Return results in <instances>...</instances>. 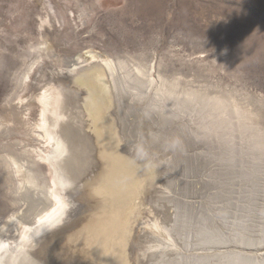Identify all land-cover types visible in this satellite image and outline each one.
Returning a JSON list of instances; mask_svg holds the SVG:
<instances>
[{"label":"rangeland","instance_id":"obj_1","mask_svg":"<svg viewBox=\"0 0 264 264\" xmlns=\"http://www.w3.org/2000/svg\"><path fill=\"white\" fill-rule=\"evenodd\" d=\"M263 184L264 0H0L3 234L65 203L39 264H264Z\"/></svg>","mask_w":264,"mask_h":264},{"label":"bare ground","instance_id":"obj_2","mask_svg":"<svg viewBox=\"0 0 264 264\" xmlns=\"http://www.w3.org/2000/svg\"><path fill=\"white\" fill-rule=\"evenodd\" d=\"M50 13V12H49ZM93 56V55H92ZM91 56V57H92ZM96 56V55H95ZM87 65V64H86ZM75 66V65H74ZM102 66V65H101ZM105 70V69H104ZM98 71V70H97ZM137 74V73H136ZM145 76V75H144ZM171 78V77H170ZM76 80V79H75ZM146 80V79H145ZM85 83V82H84ZM109 83V82H108ZM115 87V86H114ZM98 89V88H97ZM113 89V88H112ZM113 91V90H112ZM50 93V92H49ZM153 101V100H152ZM21 105V104H20ZM201 112V111H200ZM133 118V117H132ZM188 119V118H187ZM134 122V121H133ZM195 127V126H194ZM190 140V139H189ZM61 142H59V144L57 143H52L53 147H54V153L57 156H60L59 154V150L63 153L65 151V147L61 144ZM60 145V147H59ZM203 145V144H202ZM182 152V151H181ZM67 158V157H66ZM224 158V157H223ZM226 158V156H225ZM245 158V155H244ZM246 160V159H245ZM247 161V160H246ZM242 164V163H241ZM74 166V165H73ZM223 166V165H222ZM215 169V167H214ZM229 171V170H228ZM176 172V171H175ZM177 173V172H176ZM219 174V173H218ZM175 175V174H174ZM184 179V178H183ZM212 180V179H211ZM222 181V180H221ZM228 181V180H227ZM170 182V181H169ZM205 182V181H204ZM202 183V182H201ZM224 183V182H223ZM229 183V182H227ZM258 183V182H257ZM26 184V183H25ZM226 184V183H225ZM31 185V184H29ZM34 185V184H33ZM203 185V184H202ZM201 185V186H202ZM212 185V184H210ZM223 185V184H221ZM264 185V184H263ZM262 185V186H263ZM22 186V185H21ZM213 186V185H212ZM257 186V185H256ZM34 187V186H33ZM209 187V186H208ZM220 187V186H219ZM205 188V187H204ZM217 188V187H216ZM221 188V187H220ZM226 188V187H225ZM20 189V188H19ZM229 189V188H228ZM227 189V190H228ZM23 190V188H22ZM220 190V189H219ZM230 190V189H229ZM228 190V191H229ZM218 191V190H217ZM205 192V191H204ZM216 192V191H215ZM230 192V191H229ZM228 192V193H229ZM33 193V192H32ZM201 193V192H200ZM207 193V192H206ZM219 193V191H218ZM225 192L223 191L222 194H224ZM172 195V194H171ZM201 195V194H200ZM213 195V194H212ZM53 196V195H52ZM259 196V195H258ZM34 199H41L39 198V194L38 192H35L34 194ZM55 197V195H54ZM215 197V196H214ZM218 197V196H217ZM216 197V199H218ZM230 197V196H229ZM252 197V196H251ZM47 198V197H46ZM120 198V197H119ZM207 198V196H206ZM223 198V197H222ZM53 199V198H52ZM225 199V198H223ZM254 199V198H253ZM47 200V199H46ZM56 200L58 201V207L56 209V213L54 212L50 214L48 216V218L46 217V219H40V218H36L34 217L33 219H27L26 215H27V209L29 208L26 203L23 206L24 208L19 212L20 214L12 217V222L14 223L13 226H16V224H19L20 222H25L27 223L28 226H25L23 224L24 227L20 226V230H14L13 234H9V235H5L3 233H5L7 230L3 227L0 229V264H39V260L45 261V259L47 258V255L49 253L52 252V250L56 251V256L58 257V249L56 250L55 245L53 244L51 241L52 239H55V231L54 232H49L47 229L44 230L45 226H47L48 222H53L56 221V219H59L62 217V213H60L61 211L65 210L64 208V204L62 203L61 205V201L60 198L58 196H56ZM227 200V199H226ZM255 200V199H254ZM37 201V200H34ZM230 201V198H229ZM39 201H37L36 203L38 204ZM55 202V201H54ZM206 202V201H205ZM258 202V200H257ZM260 202V201H259ZM256 203V201H255ZM18 204V203H17ZM193 204V203H192ZM204 204V203H203ZM212 204V203H211ZM215 204V203H214ZM224 204V203H223ZM264 204V203H263ZM35 205V204H34ZM55 205V204H54ZM206 205V204H205ZM228 205V204H227ZM257 205V204H256ZM209 206V205H208ZM212 206V205H211ZM214 206V205H213ZM259 206V205H258ZM199 206V210H200ZM217 207V206H216ZM231 207V206H230ZM244 207V206H243ZM263 206H261L262 208ZM39 208V207H38ZM202 208V207H201ZM214 208V207H213ZM256 208V207H255ZM260 208V207H259ZM43 209V208H42ZM53 209V208H52ZM191 209V208H190ZM194 209V208H193ZM205 209V208H203ZM212 209V207H211ZM218 209V208H217ZM216 209V210H217ZM241 209V208H240ZM11 210V209H10ZM110 210V209H109ZM229 210V209H228ZM15 211V210H14ZM111 211V210H110ZM214 211V210H213ZM223 211V210H222ZM227 211V210H226ZM240 211V210H239ZM260 211V210H259ZM258 211V213H259ZM261 212V211H260ZM30 213V212H29ZM33 213V212H31ZM192 213V212H191ZM212 213V212H210ZM34 214V213H33ZM32 214V215H33ZM208 214V213H207ZM29 215V214H28ZM60 215V216H59ZM199 215V214H198ZM220 215V214H219ZM35 216V215H34ZM41 216V215H40ZM205 216V215H203ZM209 216V215H208ZM33 217V216H32ZM39 217V215H38ZM190 217V216H189ZM198 217V216H197ZM219 217V216H218ZM224 217V216H223ZM227 217V216H226ZM232 217V216H231ZM255 217V216H252ZM262 217V215H261ZM221 218V217H219ZM254 219V218H253ZM263 219V218H262ZM199 220V219H198ZM219 220V219H218ZM252 220V219H251ZM250 220V221H251ZM264 220V219H263ZM180 221V220H179ZM200 221V220H199ZM222 221V220H221ZM262 222V221H261ZM9 223V222H8ZM168 223V222H167ZM202 223V222H201ZM204 223V222H203ZM227 223V222H225ZM46 224V225H45ZM200 224V223H199ZM212 224V223H211ZM242 224V223H241ZM11 225V226H12ZM166 225V224H165ZM205 226V225H204ZM208 226V223H207ZM214 226V225H213ZM200 227V226H199ZM211 227V226H210ZM209 227V228H210ZM224 227V226H223ZM8 228V227H7ZM11 228V227H10ZM201 228V227H200ZM212 228V227H211ZM210 228V229H211ZM233 228V227H232ZM253 228V227H252ZM169 229V228H168ZM241 229V228H240ZM254 229V228H253ZM259 229V228H258ZM13 230V229H12ZM45 231L46 233H48L49 235H44L42 238L39 237V231ZM52 230V229H51ZM243 230V229H242ZM261 230V229H260ZM213 231V230H212ZM203 232V230H202ZM209 232V231H208ZM226 233V232H224ZM242 233V232H241ZM203 235V234H202ZM205 235V233H204ZM203 235V236H204ZM212 235V234H211ZM258 235V234H257ZM216 237V236H215ZM174 239V238H173ZM32 241V243H31ZM55 241V240H54ZM205 245V244H204ZM197 246V245H196ZM149 249V248H148ZM189 249V248H188ZM180 253V252H179ZM232 254L234 255H238V256H245L244 254L238 253V252H233ZM230 254V255H232ZM221 255V254H220ZM253 256V255H252ZM251 256V257H252ZM259 256H262L261 253H259ZM248 257H250L248 255ZM258 257V256H257ZM165 258V257H164ZM228 259V258H227ZM212 260V259H211ZM190 261V260H189ZM225 261V260H224ZM41 262V261H40ZM153 263V262H152ZM207 263V262H206Z\"/></svg>","mask_w":264,"mask_h":264}]
</instances>
